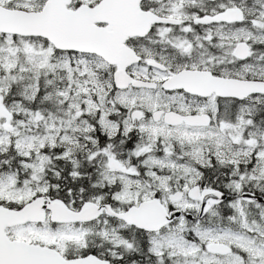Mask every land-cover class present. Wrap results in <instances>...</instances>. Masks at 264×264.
I'll list each match as a JSON object with an SVG mask.
<instances>
[{
    "label": "snow or ice",
    "instance_id": "6c2138e0",
    "mask_svg": "<svg viewBox=\"0 0 264 264\" xmlns=\"http://www.w3.org/2000/svg\"><path fill=\"white\" fill-rule=\"evenodd\" d=\"M0 264H264V0H0Z\"/></svg>",
    "mask_w": 264,
    "mask_h": 264
}]
</instances>
